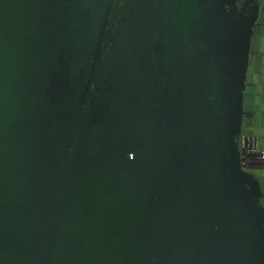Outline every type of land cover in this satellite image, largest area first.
Segmentation results:
<instances>
[{"label": "water", "instance_id": "95a60500", "mask_svg": "<svg viewBox=\"0 0 264 264\" xmlns=\"http://www.w3.org/2000/svg\"><path fill=\"white\" fill-rule=\"evenodd\" d=\"M100 1L0 0V264H264V178L244 169L264 152L245 110L258 5L226 43L197 0L125 18L126 68L96 63L83 91Z\"/></svg>", "mask_w": 264, "mask_h": 264}, {"label": "flooded vegetation", "instance_id": "af4514ba", "mask_svg": "<svg viewBox=\"0 0 264 264\" xmlns=\"http://www.w3.org/2000/svg\"><path fill=\"white\" fill-rule=\"evenodd\" d=\"M75 3H79L75 0ZM163 0H114L111 6L107 8V13L103 17L102 23L97 24V35L94 36L92 44V51L86 57V61L90 63L88 69L84 70L83 88L85 91L88 77L92 74L96 63L103 65V72L106 74L108 81H112L116 77V73L126 68L122 62L125 55L128 56L130 50L136 49L137 40L134 36H130L124 47L119 48V52L114 53L115 43L113 38L116 37L117 31L122 27L124 19L127 18L128 25H135L141 28L147 25H155L158 19V11H160ZM258 5V19L253 34V41L255 42L260 37L264 38V0H197L199 20L203 28L209 27L216 34L217 40L221 39L232 41L233 31L239 25L242 29L249 18L250 11L254 4ZM96 9L100 8L101 1L96 0ZM86 8V5L84 4ZM127 11V12H126ZM127 15V16H126ZM91 20V17H88ZM103 27L107 29V38L101 55L98 54V49L101 41V33ZM153 27V26H152ZM115 29L117 30L115 32ZM154 39V37H152ZM130 59L132 58L129 55ZM99 61V62H98ZM114 62L115 66H114ZM116 67V68H115ZM87 82V83H86ZM86 83V84H85ZM105 88V87H104ZM105 93V92H104ZM102 93V94H104ZM252 146L247 142V147ZM248 152V151H247ZM250 162H264L260 158L248 157L244 165V169L248 173H254L258 176L264 175L260 173L261 169L254 168L249 165ZM257 200L263 203L264 198Z\"/></svg>", "mask_w": 264, "mask_h": 264}, {"label": "crops", "instance_id": "0c3cea01", "mask_svg": "<svg viewBox=\"0 0 264 264\" xmlns=\"http://www.w3.org/2000/svg\"><path fill=\"white\" fill-rule=\"evenodd\" d=\"M245 110L249 114H252L246 119L249 125L260 121L264 117V57L263 63L259 65L256 62V57L253 56V62L247 78ZM246 134L249 136L248 142L264 151L261 148V138L264 136V128L254 129L250 127L246 130Z\"/></svg>", "mask_w": 264, "mask_h": 264}, {"label": "rangeland", "instance_id": "374dc122", "mask_svg": "<svg viewBox=\"0 0 264 264\" xmlns=\"http://www.w3.org/2000/svg\"><path fill=\"white\" fill-rule=\"evenodd\" d=\"M261 148L264 149V136L261 138ZM260 173L264 175V169Z\"/></svg>", "mask_w": 264, "mask_h": 264}, {"label": "built area", "instance_id": "2783aa9c", "mask_svg": "<svg viewBox=\"0 0 264 264\" xmlns=\"http://www.w3.org/2000/svg\"><path fill=\"white\" fill-rule=\"evenodd\" d=\"M252 147H255V146H254V145H252ZM131 156H132V155H131ZM260 159H261L262 161H264V152L262 153V155H261Z\"/></svg>", "mask_w": 264, "mask_h": 264}]
</instances>
